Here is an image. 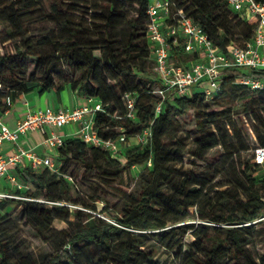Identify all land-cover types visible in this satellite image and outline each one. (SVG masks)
I'll return each instance as SVG.
<instances>
[{"label":"trees","instance_id":"16d2710c","mask_svg":"<svg viewBox=\"0 0 264 264\" xmlns=\"http://www.w3.org/2000/svg\"><path fill=\"white\" fill-rule=\"evenodd\" d=\"M170 2L172 14L183 10L220 50L245 47L257 29V22L243 19L225 0ZM149 4L150 0H0V43L6 49L0 53L2 113L10 109L8 97L14 100L35 90L39 94L61 91L55 68L63 62L78 75L74 88L81 87L86 99L103 105L104 111L95 117L99 136L114 139L124 133L134 139L148 127L153 132L149 146L119 153L88 146L77 137L66 138L59 149L63 174L75 163L101 171L111 182L121 178L127 167L152 160L137 202L115 215L116 221L97 214L99 198L85 204L90 212L75 209L71 213L67 204H51L78 203L66 180L48 169L19 170L25 182L38 181L45 199H37L32 191H18V196L28 200H0V210L19 205L53 253L38 263L15 220L0 215V264H175L155 259L157 250L140 246V236L127 229L160 230V246L175 251L180 264H264V253L257 250V245H264V179L254 176L264 165L256 163L255 152L248 160L242 157L243 117L251 118L259 147H264V90L251 91L237 83L239 77L263 78L264 71L227 70L213 99L196 90L190 97L167 100L156 114L160 98L153 91L159 81L148 40ZM38 16L53 28L40 38L11 44L31 32ZM49 46L53 52L46 54ZM171 51L180 63L191 59H184L181 47L172 45ZM126 94L137 97L136 120L126 118ZM235 102L241 105L240 113L232 107ZM188 111L194 112L199 130L192 156L207 161L209 153L222 145L225 153L220 168L234 170V179L225 184L227 189H216L224 185L211 189L205 174L198 176L183 168L187 149L177 137L178 118ZM193 213L201 222L192 233L195 241L186 243L187 229L177 225ZM56 219L66 222L68 228L55 229Z\"/></svg>","mask_w":264,"mask_h":264},{"label":"built area","instance_id":"2783aa9c","mask_svg":"<svg viewBox=\"0 0 264 264\" xmlns=\"http://www.w3.org/2000/svg\"><path fill=\"white\" fill-rule=\"evenodd\" d=\"M231 10L243 19L257 22L253 39L245 47L230 46L220 50L201 26L188 17L183 10L172 14L170 0H150L148 15V40L153 54L154 70L159 84L153 94L160 98L156 114L162 110L167 100L175 97H190L198 90L208 99H213L221 89L222 73L236 68L264 71V0H225ZM165 25L162 26L161 21ZM172 45L181 47L186 63H180L172 54ZM174 59L177 62H174ZM237 83L251 91L264 90V77H239ZM0 90L2 87L0 85ZM126 118L136 120L137 97L133 94L124 96ZM13 99L8 97L6 105L11 108ZM103 105L94 99H86L76 108L29 110L21 118L15 129L11 130L0 119V180L9 177L16 192L23 190V185L16 177L9 176V171L21 165H28L34 172L49 170L54 175H61L58 163L59 149L64 146L66 137L62 129L77 125L75 137L88 146L100 148L106 152L119 153L130 147H147L152 143V128L148 127L134 139H128L123 133L114 139H105L95 130V117L103 112ZM121 131H124L121 129ZM40 135V144L46 149L39 154L34 147L22 145L24 137ZM11 142L15 145L12 154H5L3 145ZM255 160L264 165V147L255 150ZM64 178L72 180L71 177ZM28 200L17 194L1 193L0 200ZM64 205L63 203H51ZM77 208V207H75Z\"/></svg>","mask_w":264,"mask_h":264},{"label":"rangeland","instance_id":"374dc122","mask_svg":"<svg viewBox=\"0 0 264 264\" xmlns=\"http://www.w3.org/2000/svg\"><path fill=\"white\" fill-rule=\"evenodd\" d=\"M13 1V0H9ZM48 12V9H47ZM53 28L51 24H47L39 16L34 19L31 26V32L23 37L17 38L11 44L24 43L28 39H37L45 35L46 32ZM11 44L7 47L11 49ZM6 49L3 44L0 43V53L4 54ZM46 54H51L53 48L51 46L45 49ZM174 62L177 60L174 59ZM55 75L57 79L60 80V84L64 89L69 90L74 93L77 97H83L84 92L81 87L74 88V85L78 81V75L73 73L65 63L58 62L55 68ZM154 88V86H153ZM35 92L38 93L37 90ZM235 102L232 107L235 112H241V105ZM226 106L231 103L224 102ZM236 122L239 124L241 121L235 117ZM179 132L177 137L183 141L187 151L183 156V168L186 171L193 172L198 176H207L209 187L214 189L217 185H224L223 187L216 188L218 190L227 189L228 186L225 185L234 179V170L230 167L226 169H221L220 165L223 163L222 159L224 156V148L222 145L214 148L210 153L207 161H199L192 156V150L194 148L195 138L199 135V130L195 120V115L193 111H188L182 114L179 118ZM243 122L245 123L246 129L243 131L245 140V149L242 150V157L245 160L253 157L255 150L259 147L260 143L253 131V122L249 117H243ZM230 131L229 127H227ZM128 149V148H127ZM206 166L210 170L206 169ZM229 166V165H228ZM152 167V160L132 167H127L122 175L116 181L106 180L107 178L99 170H89L85 166L80 164L72 163L69 165L67 172L58 175L61 179L65 175L66 177H71L72 180L64 178L70 187V195L73 199L78 201L77 204H73L68 201H62L61 203L67 204L71 213L75 209H80L84 212H90L85 208V204H93L94 198H99L100 202L96 203L97 214L99 213L107 219L115 220V215H119L124 209L128 208L130 205L135 204L140 196L142 187L145 184V175L150 171ZM254 176L258 180L264 179V167L257 168L254 172ZM23 187V193L25 191H32L36 194L37 199L44 200V194L41 190L38 181L28 182L25 180L20 182ZM168 190V188H165ZM77 207V208H75ZM6 214L10 215L16 222L17 228L21 236L26 238L31 244V251L38 263H42L48 256L53 253V250L49 243H45L36 233L35 229L27 222L22 214L21 207L19 205L9 206L6 209ZM107 213V214H106ZM71 221L75 220L74 215L70 217ZM201 222L199 215L196 213L191 214L190 218L184 222L178 224L177 226L184 227L187 229V234L185 235L186 243H193L195 241L193 237V232L195 226ZM142 226L143 224H139ZM250 225V224H248ZM53 227L59 231L67 229L68 225L66 222L56 219L53 222ZM136 235L140 236L139 244L145 248H155L157 254L155 259L160 262L164 261H175V264H180V259L176 256L175 251H169L166 248L160 246L158 242L160 230H134L127 229ZM186 251H190L188 247L185 248ZM257 250L260 253H264V245H257Z\"/></svg>","mask_w":264,"mask_h":264},{"label":"crops","instance_id":"0c3cea01","mask_svg":"<svg viewBox=\"0 0 264 264\" xmlns=\"http://www.w3.org/2000/svg\"><path fill=\"white\" fill-rule=\"evenodd\" d=\"M154 1V0H151ZM162 26L165 25L164 20L161 21ZM86 98L77 97L74 93L70 92L67 89H62L61 91H49L44 94H39L35 91L21 95L18 98L13 100L12 107L8 109L5 113L0 111L1 121L8 126L11 130L15 129L18 121L24 117V115L29 110L37 109H46L48 107L53 109H63L69 108L73 109L85 102ZM77 130V125L72 124L62 129V133L66 138H76L75 132ZM40 135L38 133L31 134L30 137H24L22 139V145L26 148L34 147L39 154H45L46 149L43 145L40 144ZM15 145L11 142H6L3 145V150L5 154H12ZM28 168V165H21L18 168H13L9 171V176L16 177V179L21 182L25 178L19 172ZM23 192V190H22ZM16 194V188L14 184L9 180V177H6L0 180V194ZM14 206V205H12ZM6 210H0V215H5Z\"/></svg>","mask_w":264,"mask_h":264}]
</instances>
